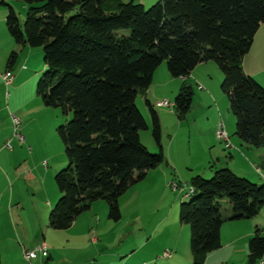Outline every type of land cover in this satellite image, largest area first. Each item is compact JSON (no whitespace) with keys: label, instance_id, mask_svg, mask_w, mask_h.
Listing matches in <instances>:
<instances>
[{"label":"trees","instance_id":"trees-1","mask_svg":"<svg viewBox=\"0 0 264 264\" xmlns=\"http://www.w3.org/2000/svg\"><path fill=\"white\" fill-rule=\"evenodd\" d=\"M18 1L25 4L26 17L21 22L8 6V34L16 45L42 49L45 68L36 94L43 106L71 115L56 129L67 165L54 176L59 198L48 216L52 230L69 229L98 201L106 203L110 221H120L119 199L147 172L166 164L157 112L146 99L158 148L151 153L140 140L148 126L136 106L163 62L169 75L180 79L199 64H216L235 119L234 136L264 148V87L242 68L264 23V0H158L147 10L132 1L113 10L108 5L114 0ZM16 60L13 51L7 71ZM192 102L193 88L183 82L173 103L178 118L190 112ZM189 185L179 221L190 230L192 264H205L221 248L220 202L230 205V220L252 219L264 205V185L227 168L210 179L195 176ZM247 250L248 264L263 258L260 228Z\"/></svg>","mask_w":264,"mask_h":264},{"label":"rangeland","instance_id":"rangeland-1","mask_svg":"<svg viewBox=\"0 0 264 264\" xmlns=\"http://www.w3.org/2000/svg\"><path fill=\"white\" fill-rule=\"evenodd\" d=\"M141 4L147 10L158 0H114L108 5V9L113 10L117 3ZM8 6L13 8L21 22L26 17V6L18 0H0V52L7 47L14 46L13 40L8 34L5 26V18L8 12ZM126 34V31H122ZM264 23L257 37L255 35L252 49L248 58H254L258 68L262 70L264 77ZM13 51H16V50ZM27 57L28 62L24 69H17L13 72L16 79L23 83L18 95H12V98L6 97V88L0 82V106L7 114L9 112L21 120V136L23 141L20 142L13 136L12 124L7 125L1 121L0 114V141L3 148L6 143H10V148L3 150L0 154V204H4L5 198L13 193V208L17 216L25 218L30 216L34 218L36 225L32 228L29 236L22 242L24 249L34 250L41 243L46 246L45 254H38L36 260L27 262L23 257L22 249L13 243H7L5 238L1 239L0 251L7 247L6 255L3 254L4 264H162V257L175 255L177 264H186L191 260L190 255V230L179 221L180 201L184 200L186 194L190 191L188 185L190 180H178L177 173L172 171L169 176L168 189L153 191L150 194H141L137 198L135 192L140 191L139 185L130 189L121 201L122 210L121 220L112 222L107 218L108 212L99 211L98 216L101 219L95 221L99 223L98 233L94 232L85 242L83 238H79L75 230H67L54 232L47 229L41 224V228L37 226L39 221H43V212L47 210V204L55 205L59 198L54 176L62 168L66 167L67 160L65 158L63 147L56 132L58 126L67 123L71 115L63 114L59 108H47L41 103L40 97L36 94V85L44 71L43 51L41 48H26L22 53H18V61ZM212 64H214L212 62ZM165 66L166 62L162 63ZM161 65V66H162ZM160 66V67H161ZM216 66V64L214 65ZM0 71L4 73L5 64L0 63ZM159 67V68H160ZM221 81L215 84L214 93H207V98L200 99L197 91H193V102L188 119L184 121H196V126L191 132L185 130L174 134L173 131L161 129V143L164 149H167L173 140L171 147L172 153H176L178 157L180 171H188L192 166L199 163L198 166L203 167V163L209 160L210 149L207 146L210 139V125L212 124L213 114L216 115L219 124H222L228 137L238 139L234 136L235 119L228 110V98L222 93L220 83L222 82V74L216 66ZM217 77H213L214 82ZM255 80V79H254ZM153 81V79H152ZM262 81V80H261ZM183 83V82H182ZM181 83V85H182ZM264 83V82H263ZM264 86V85H263ZM195 87V86H194ZM9 94H12L9 87ZM144 95H138L136 106L143 113ZM202 102H200V101ZM164 101V100H162ZM170 101V100H169ZM146 108V107H145ZM147 109V108H146ZM148 111V110H147ZM146 112V111H145ZM147 113V112H146ZM175 113V112H174ZM143 115V114H142ZM149 123L151 122L150 114L147 113ZM172 120L168 119V125ZM194 123V122H193ZM10 126V132L7 137V128ZM219 126V125H218ZM151 134V128L141 131V142H145V136ZM176 135V136H175ZM175 137V138H174ZM153 138V137H152ZM143 144V143H142ZM223 144V143H222ZM144 145V144H143ZM252 147V146H251ZM0 149L1 146H0ZM148 150L155 153L156 150ZM223 150V149H222ZM225 156L230 154L226 150ZM182 161V162H181ZM261 167L262 162H255ZM213 165V164H211ZM263 169V168H262ZM214 174V172H213ZM211 176H201L204 179H210ZM189 179V178H188ZM192 179V178H190ZM250 181V180H249ZM137 190V191H135ZM4 196V198H3ZM189 199V198H188ZM188 199H185L188 201ZM140 201L139 208L134 211L131 209L133 204L130 202ZM127 202V203H126ZM104 204V201H98L96 204ZM32 212V215L30 213ZM225 216V212L223 217ZM260 220L264 224V208L261 213ZM163 218L160 220L159 218ZM6 218L7 215H6ZM5 218V221L7 220ZM80 226V225H78ZM47 231L46 238L43 236ZM95 238L97 245L88 248L90 241ZM17 241V240H16ZM169 256H165V253ZM164 253V254H163ZM50 259H49V258ZM155 259L156 262H153ZM152 260V261H151ZM163 262V261H162Z\"/></svg>","mask_w":264,"mask_h":264},{"label":"crops","instance_id":"crops-1","mask_svg":"<svg viewBox=\"0 0 264 264\" xmlns=\"http://www.w3.org/2000/svg\"><path fill=\"white\" fill-rule=\"evenodd\" d=\"M260 30H261V26L259 27L256 33V37L258 33L260 32ZM14 45L16 44L14 43ZM26 48H29V47L17 45L15 49L14 46H10V47H7L6 49H3L0 52V63L2 64L3 62L5 64L4 73L7 72L6 63H7V59L10 53L13 52L14 49L16 50L14 52L17 53V60L15 63V66L12 71H9L13 75L12 82L9 86H5L1 78V76L4 73L0 74V82H2L6 88L5 96L10 97V99L12 98V95H18L20 93L19 90L23 86V83H20V81H18L19 78L16 79V76L13 74V72L16 69L17 71H19L20 69L25 68L28 62L27 57H24L23 59H21L18 64H17V61H18V53L24 52ZM250 51L243 59V63H242L243 71L246 75L253 77L261 86H263L264 77L262 76L263 74H261L263 73V71L256 70L258 66H256L257 64L255 63L254 58H248ZM214 65L215 64H212V62L199 64L191 71V73L185 79L171 77L169 73L166 71L165 66L163 65L155 71L153 75L152 86L144 94L143 101L145 102V100L147 99L152 104L153 109L158 114L162 131L166 129V131L171 130L174 132V134H177L179 131L185 130L189 133L191 132V129L194 128L192 126L193 125L196 126V121H192V122L187 121L186 123L184 122L186 118L188 119V115H190L189 114L190 112L183 119H180L174 113L173 108L162 107V106H159L157 103L162 100H167L168 102L173 104L174 99L179 91V88L182 82H185L191 85L193 88V91L194 90L197 91L196 93L200 99L202 98L206 99L208 96H207V93L205 92L209 91V92L214 93L215 84L216 83L219 84V82L221 81V76L217 68H215L216 66ZM0 71L1 72L3 71L2 67ZM213 77L215 78L217 77L215 82L213 80ZM199 86L202 87L201 90L198 89ZM9 87H11L12 94H9V91H8ZM1 109L2 107L0 106L1 121L4 122V124L6 123L7 125L9 124L11 125L12 124L11 115L13 114H11L10 112L9 114H7L6 112H4V110H1ZM144 110L147 113H149L147 109L145 108V104H144ZM145 111H142L143 112L142 116L144 117L148 128H151V122L149 123V119ZM168 119L172 120L171 125H168ZM218 125H219V121L217 120L216 115L213 114L212 124L209 127L210 139L208 140L209 144L207 145L209 146L208 148L210 149V152L213 151V153L210 154L209 160L204 161L203 163L204 165L202 168L198 166L199 163L197 164L194 163L191 170L184 171V172L180 171L179 162H178L179 159L176 153L174 152L172 153L171 151L173 140L172 142H170L167 149H164V146L162 143L163 152L166 158V164H162L156 169H153L147 172V175L144 178V180L136 184V185H139L137 187H140V191L135 190L137 191L135 192L137 194L135 196L137 198H140L143 192L145 194H150L153 191L158 190L159 188H161L162 190L163 189L167 190L168 186L172 185V183H169L170 182L169 176L171 175L172 171L177 173L178 180L184 181V180H191L190 178H193L195 176H211L214 171L218 169L227 168L239 177H244L257 185H261V186L264 185V169H262L263 161H264V148L263 147L261 148L251 147V146H248L242 143L239 139H233L231 141V139L229 138V143L231 145V148L225 149L222 142H220L216 138V135H215ZM6 132H7V135H4L3 137H7L9 135L10 126H8ZM140 140H141V136H140ZM145 140H146L145 142H142L144 146L147 147V149L148 148L150 150L154 149L157 152L158 148L152 136L147 134L145 136ZM1 141H0V146L2 149H0V154L3 152V150H5L3 148L4 141L2 143ZM225 150L227 152H230V154L228 155V158L227 156H225V152H224ZM255 162H262L260 163L262 168L255 165L256 164ZM254 167L259 168L261 171V174H258L255 171ZM130 189L119 199V207L121 210H122L121 201L123 197H125L127 193L130 191ZM5 202L6 203L4 204H0V242L2 238H5L7 243L15 244V246L19 248V251H21L22 249V252H23V249L25 247L24 245H22V242L25 240V238L29 236L28 234L31 232L32 228H34V225H36V222H35L36 220L34 221V218L31 219L30 216H27L25 218H21L20 216H17L15 212V208H13L12 206V203L14 202L13 193L9 196V198L8 197L5 198ZM139 203L140 201L130 202V205L133 204L131 209L136 211L139 208ZM220 204L223 209V214L225 212V216H224L225 221H223V224L220 230L221 248L210 253L205 260V264H248L247 246H248V241L254 234L255 228H260L263 231V235H264V224L260 220V218L262 217L261 213L264 208V205L259 211V214L252 219L230 220V216H231L230 205L225 200H222ZM47 206H48L47 210L43 212V221L42 223L39 221V224L37 226L41 228V224H42L43 226H46V228L50 229L51 231L61 232V231L52 230L49 227L48 216H49L50 210L52 209V204L48 203ZM99 211L103 212V214H104V211L108 212L107 205L105 207L104 204L93 203L89 210L83 212L81 215H79L75 219L74 223L69 229L71 230L74 229L75 233L78 234V237L83 238L84 241L86 242L90 238V235L94 232L95 230L93 229L94 227L96 228L95 232L98 233L99 223L101 222V219H102V216L101 218L98 216ZM6 215L8 218H6ZM30 215H32V212L30 213ZM5 218L7 219L6 221H5ZM96 219H99V223L95 221ZM159 219L162 220L163 218L160 217ZM67 230H64V231H67ZM46 234H47V231H45L43 240H45ZM97 243H98L97 240L93 238V240L90 241L91 245H89L88 248L92 249L91 246H95L97 245ZM6 253H7V247L5 245L4 253L3 251H0L1 264H4L2 258H3V254L6 255ZM37 257H38V254L36 258L33 260H36ZM162 258L164 259L162 260L163 262L161 261L162 264H177L178 263L174 261L175 255H171L169 257H162ZM152 260H154L153 262L157 261L155 259H152ZM30 262H32V260ZM186 264H192V259ZM257 264H264V256Z\"/></svg>","mask_w":264,"mask_h":264},{"label":"built area","instance_id":"built-area-1","mask_svg":"<svg viewBox=\"0 0 264 264\" xmlns=\"http://www.w3.org/2000/svg\"><path fill=\"white\" fill-rule=\"evenodd\" d=\"M5 86H9L12 82L13 79V75L7 71L5 72L2 76H1ZM198 89H202V87H198ZM159 106L162 107H169V108H173V104H171L170 102H168L167 100L164 101H160L157 103ZM11 122H12V126H13V136L16 137L20 142L23 141L22 136H21V121L15 116V115H11ZM216 138L223 143L225 149H230L231 145L229 143V137L227 135V133L225 132L222 124H219L217 130H216ZM5 149L10 148V143H6L4 146ZM255 171L258 174H261V171L259 168L254 167ZM46 252V246L41 243L37 248H35L34 250H26L23 249V257L26 261L30 262L31 260L35 259L37 254H45ZM165 256H169L168 253H165Z\"/></svg>","mask_w":264,"mask_h":264}]
</instances>
